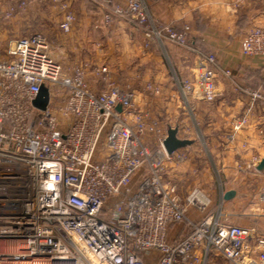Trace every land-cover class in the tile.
<instances>
[{"label": "built area", "instance_id": "2783aa9c", "mask_svg": "<svg viewBox=\"0 0 264 264\" xmlns=\"http://www.w3.org/2000/svg\"><path fill=\"white\" fill-rule=\"evenodd\" d=\"M244 1L234 0L229 10ZM127 2V9L102 6L130 16L146 48H191L188 26L160 25L145 0ZM76 21L65 11L62 30L70 32ZM242 54L264 59V28L247 30ZM94 72L106 85L100 92L90 88L86 68L64 72L40 34L18 38L13 56L0 61V264H264V232L227 222L202 191L182 197L159 174L150 132L161 161L190 159L188 149L168 157L164 124L142 106L160 87L152 81L140 92L123 87L107 62ZM231 76L208 55L177 80L186 102L213 103L220 81ZM42 85L51 95L46 111L34 106ZM247 123L238 120L236 131ZM141 170L146 174L132 191ZM263 203L251 202L247 215L264 217Z\"/></svg>", "mask_w": 264, "mask_h": 264}, {"label": "crops", "instance_id": "0c3cea01", "mask_svg": "<svg viewBox=\"0 0 264 264\" xmlns=\"http://www.w3.org/2000/svg\"><path fill=\"white\" fill-rule=\"evenodd\" d=\"M70 1L79 3L83 10L74 29L75 33L69 35L78 45L76 58L71 55L70 58L73 62L86 65V79L90 88L93 91L101 88L94 78L96 74L89 68L90 65L93 66L94 61L99 63L98 65L107 62L116 78L126 75L140 87V91H143L142 85L145 81L152 80L161 89V94L155 98L152 105L153 110L158 116L165 115L164 127L173 116L180 117L176 124L179 125V134L183 138L199 139L190 129L188 131H191V135H183V129L189 126L185 121L186 101L179 81L170 76V69L165 62L172 63L180 78L185 79L192 75L204 57L214 55L216 66L230 70L232 76L220 81L215 102L189 99L188 102L192 101L194 104L195 124L204 130L200 131L202 137L210 143L214 158L222 169L242 170L249 166L253 168L264 154V59L244 56L242 42L248 29L264 28V0H245L237 11L229 10V5L234 0H145L150 15L158 24H173L179 29L188 26L190 29L191 48H179L168 43L166 52H159V59L156 58L158 53L155 45L145 47V35L130 16H117L110 8L103 9L102 6L104 1H110L127 9V0ZM106 14L112 15L111 22L105 20ZM77 27L81 28L79 34ZM135 56L136 61L128 62L129 58L134 59ZM117 59L121 61V65L117 63ZM190 63L191 65H188ZM118 65L125 72L121 71ZM255 93L261 97L255 98ZM146 101L147 97L143 99V107H146ZM243 118L248 120L247 125L236 131V122ZM191 123V126H195L192 115ZM194 129L197 132L196 127ZM198 143L199 141L188 149L191 156L199 146ZM166 162L171 163L164 159V163ZM253 171L257 176H264L254 169ZM226 193L227 191H224L223 197H220L225 220L242 227H255L264 232V217L243 218L247 215L242 212L245 209L247 212L251 202L263 203L264 195L259 194L248 199L246 205L240 209L241 212H235L233 210H238L239 204L234 202L236 195L230 200H225ZM225 207H228L227 211Z\"/></svg>", "mask_w": 264, "mask_h": 264}, {"label": "rangeland", "instance_id": "374dc122", "mask_svg": "<svg viewBox=\"0 0 264 264\" xmlns=\"http://www.w3.org/2000/svg\"><path fill=\"white\" fill-rule=\"evenodd\" d=\"M78 4L70 0H0V61L8 60L13 56L14 46L18 38L21 36L40 34L47 42L49 54L62 67L64 72L70 73V70L77 66L85 68L86 65L80 62H73L70 58V55L72 58H76L77 56L75 53L78 45L75 44L74 40L70 39L71 36L69 35L75 33L74 29L77 23H79L81 14H83V10ZM65 11H72L77 19L75 26L68 33H65L61 28ZM77 33H81L80 27H77ZM155 48H157L156 53L158 55L156 54V58L158 59L159 52L161 53L162 51V53H165L167 50L166 44H157ZM136 59V56L134 59L129 58L128 62L132 60L136 61ZM117 63L121 65V61L118 60ZM165 63L170 69V76L172 78L175 80L176 78L181 81L184 80L180 78L172 63L169 61ZM98 64L94 61L93 66L90 65L89 68L92 73L95 74L94 71ZM119 65V69L124 71ZM188 65H191V63ZM138 71L140 72L141 69L139 68ZM125 76L120 75V78H116L112 74V80L123 87L129 84L131 85V89L140 92V87L136 83L131 82L127 76L125 78ZM94 78L98 81L99 86H101L97 92L102 91L106 86L103 80L97 76ZM155 100V98L147 96L145 106L149 108L152 113V118L155 121L164 124L166 122L165 115L162 117L158 116L153 110L152 105ZM184 104L187 108L185 121H187L186 124L189 126L183 129V135H191L192 131L193 135L199 137V146L192 153V156L190 153V159L186 162L179 163L169 160L171 163H164L163 160L161 161L162 156L159 154L161 146L157 143L158 141L153 133L150 132L148 143L153 148V153L157 155L156 161L159 163V174L165 181L177 185L179 194L182 197L186 198L195 189L202 191L207 197L213 199L212 210H222L220 197L222 198L224 191H235L236 197L234 199L235 201H233L239 204H237L238 210L235 208L233 211L239 212L246 205L248 199L259 194L264 195V176H257L250 166L242 170L222 169L221 165L214 158V153L209 146L210 143L202 137L203 134L200 131L204 130L198 128L195 124V116L193 115L195 113V110H193L194 104H192V101L184 102ZM191 115L195 126H191ZM179 118L173 116L167 124L175 126L177 125L176 122H179ZM199 126L203 127L204 125L199 124ZM195 127L197 132L194 129ZM188 129L191 131H188ZM166 160L168 159L166 158ZM145 174L144 170L135 174L132 181V191L137 189L140 180ZM115 200L117 199L112 200L109 204L112 205ZM226 204L228 205V203ZM225 210L227 211L228 207H225ZM242 212L244 215H247L246 209ZM234 216L236 217L237 215ZM245 217L250 218L248 215L243 218Z\"/></svg>", "mask_w": 264, "mask_h": 264}, {"label": "water", "instance_id": "95a60500", "mask_svg": "<svg viewBox=\"0 0 264 264\" xmlns=\"http://www.w3.org/2000/svg\"><path fill=\"white\" fill-rule=\"evenodd\" d=\"M50 91L46 85H42L41 90L38 94L36 101L34 102V106L41 110L46 111L50 104ZM117 109L119 111L122 110V106L118 105ZM166 139L163 142V147L168 155V157H172L173 154L181 149H191L193 145L198 141L196 138L188 139L180 136L179 125L172 126L170 124H166ZM253 169L264 175V154L260 156L259 160L253 165ZM236 195L235 191H229L225 195V200H230L234 198Z\"/></svg>", "mask_w": 264, "mask_h": 264}]
</instances>
